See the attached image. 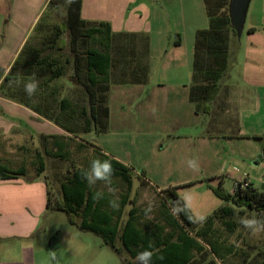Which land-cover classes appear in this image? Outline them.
Listing matches in <instances>:
<instances>
[{
    "label": "rangeland",
    "instance_id": "rangeland-1",
    "mask_svg": "<svg viewBox=\"0 0 264 264\" xmlns=\"http://www.w3.org/2000/svg\"><path fill=\"white\" fill-rule=\"evenodd\" d=\"M141 1L147 2L146 4L150 6L149 9L142 8V12L138 13V19L142 21L141 15H143V19H147V22L151 23L154 42L152 53L148 50V60L152 65L153 74L151 77H154L152 80L154 81L162 78V73L155 71L157 66L162 63L166 65L175 60H177L176 63L179 62L178 59L182 54L179 57L175 56L173 51H177V48L174 44L182 38L185 40V46L179 51H190L191 45L189 47L188 39L195 40L197 29L208 28L209 19L203 0ZM133 5L129 11L136 14V8ZM41 10V14L32 26L34 16ZM249 13L253 17L256 15V2L251 3ZM66 24V7H55L54 4H50V0L47 3L46 0H0V67H5L16 51H19L16 59L20 57V65L15 67L11 80L1 86L0 93L14 100L30 101L33 105L38 106L37 98L43 93L41 89H43L44 79L36 75L37 72L40 73L39 67H35L31 74H26L25 69L28 62L37 53L39 55L37 58L46 57L49 61L56 60L57 64L61 66L54 69L60 70L62 76L57 79L52 76L53 113L60 108L61 95L65 94L66 101L69 103L64 107L69 113L66 120L67 129L74 138L82 139L89 144L92 141L85 136L87 132L85 130L86 119L93 121V116L90 108L91 100L85 94L86 85L90 86L87 80L86 52L88 48L92 47L102 49V45L96 39L74 40ZM248 26L249 20H246L243 35L231 39L227 70L220 81L221 89L212 104L211 117L205 116V124H209V121L214 124L212 128L204 127V132L210 134L204 138L206 140L168 138L156 146L154 145L155 139L135 137L134 152H132L133 160H135V176L131 199L136 201L135 206L140 211L148 212L140 215L142 226L151 225L161 220L164 194L172 187L177 189L178 194L186 201L200 222H204L220 207L228 204L233 205L216 194L215 190L219 185H222L227 192H231L234 191L236 182L247 178L251 182L253 181L256 188L264 192V159L262 158L264 139L245 135L247 134L245 129L236 125L234 111L229 116L224 115L226 109L229 110L236 106L239 110L241 106H244L239 103L241 97L233 105L229 103L228 99L233 94V90L238 91L243 85L241 69L244 52L240 49V42L245 44ZM146 37L144 45H150V41ZM157 40L159 42H156ZM22 41L23 45L18 50ZM157 43H159V47ZM120 52L112 51L116 63L113 69L114 75H118ZM76 54L78 58H76ZM76 60L79 62L78 70L75 64ZM15 74L20 79H15ZM33 75L36 77L38 87L34 95L28 96L24 86L28 82V78ZM114 83L116 84V82ZM114 83H112L113 89H116ZM105 87L104 84L99 87L92 86L91 89L96 92L95 95L100 97L107 93ZM60 88L63 90L61 91ZM234 98L237 99V96ZM135 115V118L138 119L139 113H135ZM222 119L228 128L223 129L215 126V123L221 122ZM101 126L102 121L88 127L102 128ZM210 129L212 130L209 131ZM218 130L224 132V135H216L220 132ZM68 149L69 159L73 158L76 164L86 163L85 158L78 151V142L73 138L68 141ZM193 159L197 161V168L189 167L188 161ZM64 163L68 166L71 165L70 160L69 164ZM28 168V177H31L34 168L31 165H28ZM143 174L146 179L152 181V188H148L140 180V177L143 178ZM50 180L53 190L52 201L56 202L61 194L59 193V180L53 174H51ZM110 187H116V191L110 192L108 186H105L103 182H97L92 188L101 192H110L117 200L129 191L127 183L116 177H112ZM131 206L132 204L124 209L122 221L127 219ZM253 215L264 220L263 212L248 208H236V213L231 218L235 223L232 231L226 228L222 220L217 219L214 223L212 239L221 246V250L229 246L233 253L225 255V250H222V254L226 256L222 261L211 253L210 246L201 239L207 250L198 255L190 264H199L200 262L202 264H264V230L253 233L240 224L242 217L252 218ZM81 220V217L70 216L66 211L57 208L49 209L47 214L41 217L40 225L33 237L38 264H47L48 257L53 258V252L55 258L61 259L53 260L49 264H57V261L59 264H137L136 259L130 256L120 240H117L116 247L106 244L101 235L82 230L79 227ZM14 241L11 242V246L18 245L20 248L23 244L27 245V240L25 243L21 239ZM44 257L45 260L40 261Z\"/></svg>",
    "mask_w": 264,
    "mask_h": 264
},
{
    "label": "crops",
    "instance_id": "crops-1",
    "mask_svg": "<svg viewBox=\"0 0 264 264\" xmlns=\"http://www.w3.org/2000/svg\"><path fill=\"white\" fill-rule=\"evenodd\" d=\"M48 1L46 0V3ZM254 2L257 13L254 17L248 14L246 41L245 44L240 42V49L244 52L241 69L243 87L241 86L238 91L233 90L228 99L233 105L241 97L239 103L244 106L239 110L236 106L226 109L224 115L229 116L234 111L236 125L245 129L247 132L245 135L263 136L264 0L251 1L252 4ZM133 3L134 0H82V19L95 27H100L101 23H108L113 34L112 41L108 44L113 66L110 71V87L106 93L109 108L107 126L106 129L89 128L85 136L92 143L88 144L82 139L74 138L68 131L66 120L69 113L64 107L69 103L65 94L61 95L60 108L53 113V77L50 67L45 64L40 65V73L36 74L44 79L41 89L43 93L37 98L38 106L30 101L14 100L0 93V166L12 170L26 169L24 175L11 176L2 171L3 176H0V264L39 263L33 237L38 230L41 217L51 209L48 207V202L53 198L51 174L58 178L61 193L62 183L72 173V166L67 160L68 141L71 138L78 142V151L86 161L76 164L73 158L70 159L71 164L77 168L89 169L94 159L110 157L130 167L134 172L135 160L132 152L135 137L155 139L154 145L157 146L168 138H196L202 141L210 135L204 132V127L212 128L214 124L212 121L205 124L204 121L205 116L211 117L212 110L210 114L197 113L190 99L195 40L188 39L190 51H179L185 46V40L180 38L177 41L179 44L177 42L174 44L177 51H173L176 57L182 54L179 62L176 63L175 60L157 66L155 71L162 73V78L152 81L154 78L151 77L152 65L148 60V53L153 51L152 27L147 19H143V15L140 14L142 21L138 19V13L142 12V8L149 9L150 6L141 0H135L134 5ZM132 5L136 8V14L129 11ZM42 10L34 16L32 26ZM251 29L254 31L250 32ZM133 35L137 38L131 39ZM145 37L150 41V45H144ZM96 40L99 41V38ZM101 42L103 40L99 43ZM99 50L103 51L106 48L102 45V49ZM112 51H121L118 58L120 66L117 70L118 75H114L113 72L116 63ZM18 54L19 51H16L9 63L5 67L2 66L3 68L0 67L3 71L0 89L4 76L17 60ZM137 65L149 69L148 80L143 83L124 81L126 72L133 71ZM112 83L116 85V89H113ZM85 94L87 96V93ZM236 96L237 99L234 98ZM135 113H139L138 119L135 118ZM223 120L217 121L215 126L228 128ZM223 133L220 131L216 135H224ZM28 165L34 168L31 177H28ZM142 176L140 180L145 186L152 188V181ZM230 193H233V190ZM58 199H62V194ZM16 239H21L24 243L27 240V245L23 244L20 248L18 245L11 246V242ZM60 259L48 257L47 264ZM44 260L45 257L40 261Z\"/></svg>",
    "mask_w": 264,
    "mask_h": 264
},
{
    "label": "trees",
    "instance_id": "trees-1",
    "mask_svg": "<svg viewBox=\"0 0 264 264\" xmlns=\"http://www.w3.org/2000/svg\"><path fill=\"white\" fill-rule=\"evenodd\" d=\"M203 1L209 19V27L198 30L196 33L190 99L195 105L197 113L210 114L212 104L221 89L220 81L227 70L231 39L237 38L238 35L231 23L230 0ZM50 4H54L55 7H66V27L70 30L74 40L80 38L92 40L99 38V42L103 40L101 44L106 50L101 51L92 47L88 48L86 52L87 80L90 86L86 85L85 91L91 100L90 108L93 121L86 119L85 130L89 131L88 126L100 121H102V129H106L109 115L107 94H102L99 97L95 95L96 92L91 87H99V85L105 84L107 91L110 87V71L113 66V58L108 50L110 47L108 44L111 43L113 36L110 25L101 23L99 24L100 27H95L83 20L81 17L82 0H50ZM253 31L254 29L250 30V32ZM132 38L135 39L137 36L133 35ZM37 56H39L38 53L28 62L25 69L26 74H31L35 67L40 69V65L45 64L50 67L53 77L60 78L62 76L60 70L54 69L61 66L57 64L56 60L49 61L46 57L37 58ZM19 58L4 76L1 86L11 80L12 72L15 67L20 65ZM76 58H78L77 54ZM75 64L77 68L78 60L75 61ZM2 75L3 71L0 69V80ZM148 76V68L137 65L133 71L126 72L124 81L143 83L148 80ZM15 79L18 80L20 77L18 78L15 74ZM255 138L264 139V136H255ZM262 158L264 159V144ZM106 159L112 164L113 177L127 183L129 191L120 199H115L111 193L101 192L90 187L85 179V172L88 169L77 168L71 164L72 173L61 186L62 199L56 202L49 201L48 207L64 210L70 216L81 217L82 220L79 224L81 229L101 235L105 243L112 247H116L117 240H120L132 258H136L139 252L147 250L153 252L150 264H190L198 255L207 250L206 245L201 241L202 239L210 246L211 253L223 261L226 258L225 255L233 252L231 247L226 246L222 248L223 251L225 250V255L222 254L221 246L212 239L216 220H222L226 228L232 231L235 223L231 218L235 215L236 208H248L264 213V192L256 188L252 182L247 188L240 187L234 193L227 192L222 185H219L215 190L216 194L233 205L228 204L219 208L204 222L197 220L186 201L178 194L177 189L172 187L164 194L165 200L162 202L161 220L151 225L142 226L140 215L147 211H140L135 206L136 201L131 199L134 172L130 167L113 158L107 157ZM2 171L11 176H20L26 173L25 168L12 170L1 165V177L3 176ZM98 193L100 194L99 197L97 196ZM112 201L118 204V208L111 206ZM130 204L132 206L128 210L127 219L122 221L124 209Z\"/></svg>",
    "mask_w": 264,
    "mask_h": 264
},
{
    "label": "clouds",
    "instance_id": "clouds-1",
    "mask_svg": "<svg viewBox=\"0 0 264 264\" xmlns=\"http://www.w3.org/2000/svg\"><path fill=\"white\" fill-rule=\"evenodd\" d=\"M25 92L28 96L34 95V93L37 90L38 82L36 81L35 75L28 78V82L25 84ZM189 167L191 168H197L198 164L195 159L188 161ZM114 175V170L112 167V164L107 159H94L89 169L85 172V179L87 180L90 187H93L96 185L97 182H103L105 186H108V190L110 192H115L116 189L110 187L112 184V177ZM97 196L99 197L100 194L98 193ZM111 206L113 208H118V204L115 201L111 202ZM240 224L244 226L245 228L251 230L253 233L259 232L261 230H264V220L258 219L255 215L252 216V218H249L247 216L242 217L240 219ZM53 259H55V253H52ZM153 257L152 251H142L139 252L136 256L137 264H150ZM57 264L59 262L57 261Z\"/></svg>",
    "mask_w": 264,
    "mask_h": 264
},
{
    "label": "water",
    "instance_id": "water-1",
    "mask_svg": "<svg viewBox=\"0 0 264 264\" xmlns=\"http://www.w3.org/2000/svg\"><path fill=\"white\" fill-rule=\"evenodd\" d=\"M251 1L252 0H230L229 13L231 23L239 37L243 35Z\"/></svg>",
    "mask_w": 264,
    "mask_h": 264
},
{
    "label": "built area",
    "instance_id": "built-area-1",
    "mask_svg": "<svg viewBox=\"0 0 264 264\" xmlns=\"http://www.w3.org/2000/svg\"><path fill=\"white\" fill-rule=\"evenodd\" d=\"M250 183H251V181L249 179H247V178L239 180L235 184V189H234L233 193L236 192L240 187L241 188H247L250 185Z\"/></svg>",
    "mask_w": 264,
    "mask_h": 264
}]
</instances>
